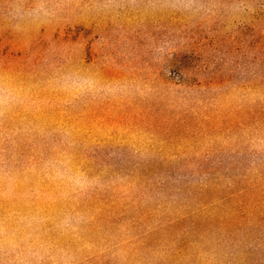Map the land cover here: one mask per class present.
Masks as SVG:
<instances>
[{"label": "rangeland", "instance_id": "obj_1", "mask_svg": "<svg viewBox=\"0 0 264 264\" xmlns=\"http://www.w3.org/2000/svg\"><path fill=\"white\" fill-rule=\"evenodd\" d=\"M174 252L264 264V0H0V264Z\"/></svg>", "mask_w": 264, "mask_h": 264}, {"label": "trees", "instance_id": "obj_2", "mask_svg": "<svg viewBox=\"0 0 264 264\" xmlns=\"http://www.w3.org/2000/svg\"><path fill=\"white\" fill-rule=\"evenodd\" d=\"M144 176L146 178H149V173L148 172L144 173ZM93 200H95V202L91 203ZM112 201L113 202L111 203V200H110V198L108 196H106L102 192L101 193L98 192V195H94L91 198H89L86 202H84L83 206L87 207L88 209L89 208L93 209V211H95V212H97V209L100 210L99 214L96 216L95 221L89 220L88 223H87L91 233H94V234L96 233L95 232L96 228L93 227V225H96L98 222L110 224L112 218H115L114 216H117V215H120V214L121 215H125V213L127 212L128 204H125L124 207L120 208V206L118 207L117 205L114 204V199ZM103 202H104V206L102 207L100 205ZM119 210H121V212ZM117 211L119 212V214L116 213ZM140 213L142 214V212H140ZM217 219H218V217L214 218V215H211V216H209V219H207V220L209 221V223L217 221V224H223V227L228 228V229L231 227L230 225L233 224L231 222L226 223L225 221H220V220H217ZM224 222H225V224H224ZM180 224H181V220L177 219V220L168 222L165 225L166 227H164V228L160 227V228H161V230H164V229H166L168 227H170V228L179 227V229L183 230L184 231L183 233L188 235V236H190L191 234H196V235L205 234V232H207V230H208V228L204 227L203 224H201L200 222H194L187 228L186 227L181 228ZM157 231L158 230H156L155 232H157ZM154 233L153 232L146 233V235H142V238H139L136 241L139 244V247H137V254H138V251L139 252L142 251V250L144 251L146 248H151L152 247V245L150 243L147 244V242L149 241L148 239L150 238V236H152V234H154ZM48 235H49V233L47 234V236ZM48 237H50V236H48ZM50 238H52V237H50ZM52 239H55V238H52ZM185 241H190V240L186 239ZM201 241H203V240H201ZM64 244L67 245V244H69V242L68 241H64ZM126 246H128V244ZM178 247H179L180 250L182 249L181 246H178ZM134 250H136V248H134ZM129 255H130L129 256L130 258L132 256L137 261V257L132 253V248L130 249ZM175 256H178V254H176V252L169 253L165 260L160 259L158 262H154L153 264H169L168 262H166V260H168V259H169V262H171V264H175V262L172 260ZM90 262H93V260H91ZM99 264H101V263H99ZM138 264H146V263H144V261L141 258V261Z\"/></svg>", "mask_w": 264, "mask_h": 264}]
</instances>
